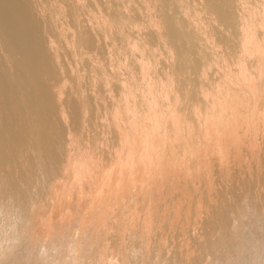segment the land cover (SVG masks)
<instances>
[{"label": "bare ground", "instance_id": "bare-ground-1", "mask_svg": "<svg viewBox=\"0 0 264 264\" xmlns=\"http://www.w3.org/2000/svg\"><path fill=\"white\" fill-rule=\"evenodd\" d=\"M147 27L156 29L157 44L151 45L146 38ZM215 33L225 43L221 50L215 48ZM170 34L187 38L188 50L182 57L172 46ZM160 49L168 50L163 54ZM101 52L106 59L98 56ZM68 53L74 59L66 62L63 54ZM77 56L87 75L79 71ZM163 58L167 65L162 68ZM166 67L171 74L161 76L160 69ZM70 77L74 89L70 87L63 97ZM101 104L115 138L112 146L119 149L114 158L110 153L111 165L93 148L95 140L89 137L91 145L84 144L76 135L86 129L87 119ZM99 174L111 179L106 181ZM119 174H123L122 182L110 198ZM215 175L217 187L212 184ZM130 180H135L132 195L136 190L149 195H134V203L139 199L147 203H141L147 210L145 221L158 219L162 211L163 216L173 212L181 216L180 225L173 224L179 226V233L186 237L191 231L186 238L192 239V254L183 253L180 245L182 252L180 248L167 256L169 249L165 256L159 249L165 244L155 246L157 237L154 242L147 237L164 255H154L157 262L177 258L181 264L186 258L189 264H264V0H0V264H45L48 258L60 264L62 255L69 253L66 250L55 251L44 240L37 250L28 245L31 234L42 227L37 228L44 223L42 218L54 213L53 203L59 197L53 194L63 199L62 188L79 184V190H68L95 200L94 204L86 201L90 206L98 199L107 201L95 216L102 221L122 202V194L131 190ZM152 182L169 188L182 184V190L191 192L188 202L184 199L186 205H181L182 195L187 194H180L184 190L175 186L172 189L181 195H176L178 204L167 212L170 205L160 195L152 206L148 203L155 192ZM163 187L165 196L168 189ZM48 196L57 200L53 198L56 201L50 200L53 203L46 207ZM59 203L71 210L68 203ZM168 203L172 204L171 199ZM82 220L80 228L86 223ZM65 247L73 251L77 245L70 240Z\"/></svg>", "mask_w": 264, "mask_h": 264}, {"label": "rangeland", "instance_id": "rangeland-1", "mask_svg": "<svg viewBox=\"0 0 264 264\" xmlns=\"http://www.w3.org/2000/svg\"><path fill=\"white\" fill-rule=\"evenodd\" d=\"M99 1H102V0H99ZM87 2V1H86ZM96 10H94V12H95ZM217 37V39H215L216 37ZM215 36H213V38H214V40L216 41L215 43V48H218V49H222L224 46H225V43L224 42H219V41H222V40H219L220 38L218 37V34H216L215 33ZM146 38L149 40V42L151 43V45H154V44H157V34H156V29L155 28H152V27H147L146 28ZM170 39H171V41H172V46L174 45L175 46V51H176V53L178 54V56L179 57H182V53H186L187 52V46H188V44H187V38L185 37V36H182V37H179V36H175V35H172V34H170ZM107 41H109V39L107 40ZM220 43V44H219ZM224 43V44H223ZM222 44V45H221ZM217 45H218V47H217ZM224 45V46H223ZM221 46H222V48H221ZM169 49V48H168ZM168 49H160L159 51L160 52H162V51H164V52H162L163 54H165V52H166V50H168ZM97 50H98V48H97ZM97 50H95V51H97ZM100 50H102L101 48H99V50H98V52H100ZM94 50H93V52H95ZM174 51V50H173ZM98 52H95L96 54L98 53ZM103 52V51H102ZM101 52V53H102ZM67 54V53H66ZM66 54H63L64 55V58H65V60H66V62H67V60H71V58L73 57V59H74V56L73 55H71V54H69L68 53V55H66ZM98 54H100V53H98ZM139 54V52L137 51V55ZM163 54H162V56H163ZM71 56V57H70ZM101 59H102V57H104L103 56V53H102V55L100 56V55H98ZM76 59H78L77 61H78V67H79V71L80 70H82V67H81V62H80V57H76ZM104 59H106L105 57H104ZM64 60V61H65ZM104 61H106V60H103V62ZM165 65H167V60L165 59V58H163V60H162V68L163 67H165ZM81 67V68H80ZM159 67H160V65H159ZM161 68V67H160ZM167 68L170 70V72H169V70L167 71ZM83 71V70H82ZM81 71V72H82ZM86 70H84L83 71V73L85 74V75H87L88 73H89V71H86ZM194 72H196V70L194 69L193 70ZM171 74V72H172V69L171 68H169V67H166V68H164V70H162V69H160V72L159 73H161V76H163L164 74ZM163 74V75H162ZM168 74V75H169ZM192 74H193V72H192ZM197 75V74H196ZM193 77H196L195 76V74H193L192 75ZM71 80H72V77H70V81H68V83H65V85H64V93H63V97L65 96H67V93H68V91H69V89H70V87L73 85L72 84V82H71ZM70 82V83H69ZM71 84V85H70ZM72 88V87H71ZM72 89H74V88H72ZM68 90V91H67ZM66 91V92H65ZM87 93V92H86ZM64 99V98H63ZM104 104H106L107 105V101H106V103H104ZM105 105V106H106ZM102 106V107H101ZM100 109L97 111V112H95V113H93V114H90V116H89V118H90V120H89V118L87 119V122H86V129L85 130H83V131H81V132H83V135L81 136V132L78 134H76L77 135V137H79V135H80V139L82 140V138H83V140H82V143H84V144H88V145H91V142L92 141H97L98 139V142L99 141H101V142H103L104 144H102L101 142H96V143H94V142H92L93 144H92V146H93V148H95V151L96 152H98L99 153V155H100V157L102 156V158L104 157V159H103V161L107 164V165H111L112 164V160L113 159H110V156H111V158L113 157H115L114 155L116 154V153H114L115 152V148L117 147L116 145H113L112 146V144H115L114 142H115V138L113 137V133H112V130H109V127H108V120L107 119H104L106 116V113L107 112H105L104 113V111H107V109H106V107H104V105H100V107H99ZM102 113V114H101ZM96 114H97V116H96ZM98 114H99V116H98ZM93 115H94V117H93ZM102 115H104V116H102ZM96 117V118H95ZM93 118H95V119H93ZM103 118V119H102ZM98 119H99V121H98ZM96 121V122H95ZM91 124H90V123ZM101 122V123H100ZM104 122V123H103ZM95 123V124H94ZM97 123V124H96ZM99 124H102V125H99ZM97 125H99V126H97ZM93 126V127H92ZM91 129V131H89L90 129ZM97 128V129H96ZM105 128V129H104ZM87 129H89V130H87ZM96 129V130H95ZM106 129H107V131H106ZM109 130V131H108ZM85 131V132H84ZM88 131V132H87ZM99 131V132H98ZM93 132V133H92ZM104 132V133H103ZM108 132V133H107ZM100 133V134H99ZM112 133V134H111ZM84 134H86V135H84ZM101 135H102V137H101ZM112 135V136H111ZM92 136H93V139H92ZM87 139H89V137L91 138V140L92 141H90V139L89 140H87ZM85 138V139H84ZM95 138H97V139H95ZM106 138V139H105ZM101 139V140H100ZM114 139V141H112ZM103 140V141H102ZM88 141V142H87ZM90 141V142H89ZM105 141V142H104ZM108 141V142H107ZM113 142V143H112ZM90 143V144H89ZM98 143V144H97ZM105 143H106V146H105ZM110 143H111V145H110ZM98 146H97V145ZM100 144V145H99ZM97 147H96V146ZM103 146V148L102 147H100V146ZM108 145V146H107ZM112 148H111V147ZM105 147V148H104ZM115 147V148H114ZM110 148V149H109ZM75 149V148H74ZM99 149H103L104 151H106V152H104L103 154L101 153L102 151H100ZM111 150V151H110ZM118 151H119V149H117ZM116 150V151H117ZM100 151V152H99ZM112 152V153H111ZM101 153V154H100ZM110 153H111V155H110ZM113 153H114V155H113ZM108 154V155H107ZM214 155H216V154H214ZM213 155V157H214V159H215V156ZM217 156V155H216ZM212 157V158H213ZM211 158V159H212ZM111 160V161H110ZM216 161H218V158L217 159H215ZM213 161V159H212V162H216V161ZM107 161V162H106ZM114 162V161H113ZM115 163V162H114ZM118 164V163H117ZM120 167H122L121 165H120ZM213 169H216V166H214L213 167ZM137 171H138V168L136 167L135 168V174H134V178L136 179L137 178V176H138V173H137ZM214 171V170H213ZM99 175H101V176H99L100 178H103L104 176H102V174H99ZM121 174H119V176H118V179H117V183L116 184H114V186H112V190H111V192H109L111 195H110V198L111 197H114V195L115 194H112V193H116V191L118 190V187H119V184L118 183H121L122 182V179H123V174L120 176ZM216 176L217 175H215L214 177H213V183L212 184H214L215 185V183H216ZM110 176H106V177H104L103 179H105L106 181L107 180H110L111 178H109ZM109 178V179H108ZM214 181H215V183H214ZM133 182L135 183V180H130V182H129V184H130V186H129V188H131V190L130 189H127V191H130V192H125V193H130L129 195H127V194H122L123 196H121L120 197V200L122 201L121 203H119V204H121V205H117V207L116 206H114L113 208H112V210L113 211H111V212H109V215L108 214H106V216H104L103 217V219H102V221H101V219L98 221L97 219H96V217L95 216H97L96 214H98L100 211H101V208L102 207H104L105 205H106V203H107V201H103L102 199L100 200V199H98V200H96V206L95 205H92V206H90L88 203L90 202V203H92V202H94L95 203V200H87L85 197H84V195L83 194H78V193H80L79 191H77L76 192V190H75V192L73 193H71L70 191H74V190H70V187L71 186H65L64 188H62V194H64V193H66L64 196H62L63 197V199L61 198V195L59 194V195H54L53 194V196H55V197H59V200H57V198H55V197H47L48 199L47 200H45L44 202H47V203H45L46 204V207L48 206L47 204H49L48 202H55L56 200H57V202L56 203H53V204H55L54 205V208H55V210H54V213L52 212V215H48V216H45V217H43L42 219H43V221L42 222H44L43 224H40V222H39V224H38V229H39V225L40 226H42L41 228H40V230H37V231H35V233L33 232V234H31V243L29 242V249H31L32 250V247L33 246H35V249L37 250V248H39V246H41L40 244H43L44 242V244L46 245V244H48V247H50L51 245L53 246V247H56V249H55V251H57V249H59L60 251L61 250H64V252H65V250H66V253H68V254H66V255H64V256H66L65 258H64V256L62 255V261L60 260V262L62 263V264H170V262H171V264L173 263L172 261L174 260V262L176 261V264H179V262H180V260L179 259H177V258H175V259H167V261H166V258H164V259H162V260H164V261H162L160 258H162L164 255L166 256V252L169 254V252H168V250L170 251V254L169 255H167V256H170V255H172V253H173V250H177V249H179L180 250V248H181V252L183 251L182 249L184 248V251H183V253H191L192 254V252H191V250L193 249V247L191 246V245H189L190 244V242L192 243V239H191V237H188V239L186 238L187 237V234H189L190 235V233H191V231L190 230H187V231H190V233L189 232H186L187 234H186V237H184V235L183 234H181V233H179L180 232V229L178 228L179 226L178 225H180V219H178V218H181V216L179 217H175L174 216V213L172 212L170 215H172V217H174V218H171V216L169 215V214H167V216L166 215H164V216H166L165 218H166V221L164 220V219H162L164 216H163V212L164 211H162L163 209H161L160 211H159V213L161 214V216L158 218L159 219V226H158V219H157V217H156V219L154 218L155 216H153V219H155V220H151V222L149 221V220H146L145 221V218H144V216H145V214H143L144 212L146 213V211L147 210H145L144 209V206L147 204V203H145L146 201H140V199H139V201L138 202H140V203H134V197L137 195V196H140V197H142L143 195H145L146 194V192H144V194H143V190L140 192V193H138L139 191H137L136 190V192H135V194H131V191L133 190L132 189V186H131V184H133ZM201 183H202V181H201ZM165 184V183H164ZM162 185V184H159V186L157 187V185H153V182H152V184L150 185V187H153V189H152V192L153 191H155V192H151L152 193V196L149 198V199H151V200H149L148 201V203L150 204V203H152V206L153 205H155L156 203H157V201L159 200V197L158 196H160V199L162 200V202L163 201H165V198H166V205L167 206H169L170 205V207L168 208V207H166L167 209H166V211L168 212L169 210H171L170 208L171 207H174L175 205H176V203L178 204L179 203V201H177L176 200V198L178 199V196H176V195H179L180 197L179 198H181V195L180 194H187V196L186 195H182V199H181V202H183V200H184V202H188V201H186V200H188L189 199V195H191V192L189 191V190H187V189H181L182 187H181V185L182 184H180V185H178V186H176V187H179L178 188V190L180 191H183V192H178V190L176 191H174L173 189L175 188V186L173 185V187H172V185H171V188H169L168 187V185L167 184H165V185H167V187H165V185ZM76 184H74L72 187H71V189H76L77 187H78V189L77 190H79V184L78 185H76ZM164 186L163 188V190L164 191H166L167 189H168V195H167V193L165 194V196L164 195H162V194H164V192L162 191V186ZM213 185V186H214ZM217 185H218V187H219V183H217ZM155 186V187H154ZM74 187H76V188H74ZM95 187V188H94ZM93 187V189L95 190H97L98 189V187L97 186H94ZM126 187H128V186H126ZM214 187H217L216 185L214 186ZM213 187V188H214ZM65 188H67V190H64ZM161 189V192H160V189ZM173 188V189H172ZM156 189L157 190H159V192L158 191H156ZM173 190V192H175L174 194H173V192H171L172 190ZM177 189V188H176ZM64 190V191H63ZM187 191H189L188 193H187ZM68 192H70V193H68ZM156 192H158V193H156ZM177 192H178V194H177ZM132 193H134V190H133V192ZM142 193V194H141ZM173 195H172V194ZM180 193V194H179ZM190 193V194H189ZM138 194H141V195H138ZM158 194V195H157ZM71 195V196H70ZM77 195V196H76ZM79 195V196H78ZM135 195V196H134ZM148 194H146V196H147ZM155 195V196H154ZM157 195V196H156ZM67 196V197H66ZM73 196V198L74 199H71L70 200V198ZM125 196V197H124ZM132 196H133V198H132ZM166 196H168V197H166ZM169 196H172L171 198L169 197ZM183 196H185V198L183 197ZM84 197V198H83ZM148 197H149V195H148ZM158 197V198H157ZM175 199H174V198ZM186 197H187V199H186ZM56 199L55 201H54V199ZM64 198H69L68 199V201H67V199H64ZM78 198H79V200H78ZM126 198V200H127V198H128V201L129 202H127L126 200H124V199ZM156 198H157V201L155 202V204H154V200H156ZM162 198H164V199H162ZM172 198H173V201H174V203L172 202ZM60 199H61V201H60ZM84 199H86V200H84ZM144 200H147V199H145V198H143ZM142 199V200H143ZM167 199H168V201H170V199H171V203L173 204H169L168 203V201H167ZM49 200V201H48ZM50 200H52V201H50ZM63 200H65V202L63 201ZM86 202V201H89V202H86L88 205H89V208H88V206H86L87 204H84L83 202ZM133 200V201H132ZM160 200V201H161ZM175 200L177 201V202H175ZM109 201H110V199H109ZM59 202H62V204L63 203H65V206H66V204L68 203L70 206H71V210L69 211V210H67V208H64V207H61L60 205H61V203H59ZM70 202V203H69ZM75 202V203H74ZM127 202V203H126ZM142 202H144L145 203V205L142 203ZM180 202V203H181ZM183 202V203H184ZM94 203H92V204H94ZM101 205H100V204ZM103 203L105 204L104 206H103ZM133 203V204H132ZM144 205H142V204ZM168 203V204H167ZM181 204L183 207H184V205H186V203H184V204ZM81 204H83L82 206L83 207H81ZM122 204H123V207H122ZM139 205L138 207H140V208H138V207H136L135 205ZM59 205V206H58ZM64 205V204H63ZM73 205H74V207H73ZM99 205V206H98ZM127 205V206H126ZM134 205V206H133ZM142 205V206H141ZM60 207V208H58V207ZM80 207V209H79V207ZM101 206V207H100ZM125 206V207H124ZM157 206V205H156ZM91 207H93L92 209H91ZM116 207V208H115ZM122 207V208H121ZM87 210H86V209ZM99 208V209H98ZM136 208L139 210V211H137L136 210ZM159 208H161V207H159ZM58 209H61V210H59L58 211ZM82 209H83V211H82ZM90 209V210H89ZM94 209V210H93ZM97 209H98V211H97ZM124 209V210H123ZM142 211H141V210ZM116 210V211H115ZM119 210V211H118ZM122 210V211H121ZM156 210V209H155ZM62 211H64V212H62ZM66 211V212H65ZM72 211V212H71ZM75 211V212H74ZM89 211V212H88ZM93 211H95L94 213H95V215H94V213H93ZM141 211V212H140ZM157 211V210H156ZM73 212H74V214H73ZM82 212V213H81ZM138 212H139V214H138ZM65 213V214H64ZM84 213H86V214H84ZM92 214V215H89V214ZM140 213H142V217L144 218L143 220L145 221V222H147V223H145L143 220H141L142 218H139L140 216H141V214ZM60 216H59V215ZM80 214V215H79ZM164 214H165V212H164ZM253 214H255V213H253ZM63 215V216H62ZM80 217H79V216ZM120 215V216H119ZM139 215V216H138ZM178 215V214H177ZM58 216V217H57ZM73 216H74V218H73ZM87 216V217H86ZM113 216V217H112ZM125 216V217H124ZM163 216V217H162ZM170 216V217H169ZM77 217V218H76ZM82 217H85V218H82ZM95 217V218H94ZM115 217V218H114ZM121 217V218H120ZM168 217V218H167ZM62 220H61V219ZM91 218V219H90ZM93 218V219H92ZM98 218V217H97ZM118 218V219H117ZM124 218V219H123ZM161 218V219H160ZM169 218H171L172 219V222H170V219ZM177 218V220L178 221H175L174 222V219H176ZM78 219V220H77ZM82 219H84L85 221H86V223H84V226L82 225V227L80 228V221L82 220ZM95 219V220H94ZM108 219V220H107ZM120 219H122V221H120ZM126 219V220H125ZM131 219V220H130ZM169 219V220H168ZM199 219H200V217H199ZM199 219H196V221H197V224L199 225ZM66 220V221H65ZM94 220V221H93ZM112 220H114V221H112ZM123 220H125V221H123ZM137 220H138V222H137ZM161 220H162V223H161ZM167 220H168V223H167ZM199 220V221H198ZM50 221V222H49ZM54 221V222H53ZM58 221H59V224H57L58 223ZM61 221V222H60ZM70 221H71V223H70ZM83 221V220H82ZM81 221V222H82ZM120 223H119V222ZM165 221V222H164ZM65 222V223H64ZM77 222V223H76ZM104 222V223H103ZM117 222V223H116ZM123 222H125V226H126V222L128 223L127 224V227H124V223ZM131 222V223H130ZM140 222V224L138 225V223ZM142 222H143V224H148V223H150V224H152V225H154L155 224V227L157 226V228H154L153 226H152V228H150V226L149 225H147L146 227H144L145 225H142ZM163 222H164V224H163ZM170 222V223H169ZM178 223V225H173V224H177ZM67 223V224H66ZM123 223V224H122ZM154 223V224H153ZM172 224V225H168L167 226V224ZM45 224V225H44ZM62 224H63V226H62ZM90 224V225H89ZM116 225V226H114V225ZM118 224V225H117ZM157 224V225H156ZM164 225V226H162V225ZM194 225V223L191 221V226L190 227H192L193 225ZM197 224H195V226H198ZM57 225H58V227H57ZM75 225H77V227L75 226ZM86 225H87V227H86ZM93 225V229L92 228H90L91 226ZM110 225V226H109ZM120 225V226H119ZM123 225V226H122ZM141 225V230H143V231H141L140 230V228H139V226ZM45 226V227H44ZM68 226V227H67ZM113 227V229H114V231H113V229H111L112 227ZM149 226V227H148ZM166 226H167V229H168V227L170 228H173L172 230L171 229H165L166 228ZM65 227V228H64ZM67 227V228H66ZM71 227H73V228H71ZM76 227V229L74 230L75 231V233H73L74 231L73 230H70L69 228H71V229H74ZM96 227H97V229H100L99 231H97V232H95L96 230ZM99 227V228H98ZM101 227V228H100ZM108 227V228H107ZM124 227V229H123V232H121L122 231V228ZM139 229H138V228ZM148 227V229L150 228L151 229V231H149L148 233L145 231L146 229L145 228H147ZM165 227V228H164ZM177 227V228H176ZM120 228H121V231H120ZM154 228V229H153ZM176 229V231H175V229ZM55 229H57V230H55ZM62 229V230H61ZM69 229V230H68ZM89 229V230H88ZM113 231H111V230ZM140 230V231H138V230ZM145 229V230H144ZM43 230V231H42ZM53 230H55V231H53ZM77 230V231H76ZM105 230V231H104ZM108 230H110V231H108ZM158 232V234H157V232ZM166 230V231H165ZM177 230H179L178 232H177ZM66 231H68L67 233H71L72 232V234H67L66 233ZM79 231V232H78ZM85 231H87V232H85ZM103 231L105 232V233H103ZM108 231V232H107ZM117 231H118V233H117ZM124 231H125V235H124ZM126 231H127V233L130 231V233H128L129 234V238H130V240L128 239V234L126 233ZM145 231V232H144ZM164 231V232H163ZM172 231V232H171ZM174 231V232H173ZM63 232V233H62ZM77 232V233H76ZM85 232V233H84ZM102 232V233H101ZM113 235V236H111L110 235V233ZM137 232H144L147 236H145L143 233H141L142 235H143V237H142V235H139V233H137ZM153 232V233H152ZM166 232H168V234L166 233ZM169 232L171 233V234H169ZM51 233V234H50ZM57 233V234H56ZM66 233V234H65ZM87 233V234H86ZM91 233V234H90ZM113 233H115L116 235L114 236V234ZM150 233H152V234H150ZM53 234H54V236H53ZM61 234V235H60ZM63 234V235H62ZM77 234V235H76ZM78 234H80V237L78 236ZM83 234V235H82ZM92 234H93V236H92ZM95 234V235H94ZM105 234H107L106 236H105ZM137 234H138V236H139V238L140 237H142L141 239L143 240V242H144V244H142V241H141V239L139 240H137V238H138V236H137ZM172 234H173V236H172ZM181 234V235H180ZM67 235V236H66ZM76 235V236H75ZM120 235V236H119ZM149 235H152L151 237H149ZM167 235H168V237H167ZM178 235H180L179 237H178ZM37 236V237H36ZM40 236V237H39ZM69 236H70V238H69ZM101 236V237H100ZM108 236V237H107ZM109 236H111V237H109ZM118 236V237H117ZM160 236V237H159ZM162 236H164V237H162ZM169 236H170V238H169ZM184 238H183V237ZM192 236H193V234H192ZM47 237V238H46ZM50 239H49V238ZM56 237V238H55ZM79 237V238H78ZM91 237V238H90ZM94 237V238H93ZM105 237L107 238V240L105 239ZM136 237V238H135ZM147 237L148 238H151L150 240L152 241V242H154V238L153 237H157V240H155V242H154V244H155V246H156V244L157 243H159V244H165L167 247H169V248H166L165 249V245H162V247L163 246H165V247H160L159 249L161 250V252L163 253V250L165 251L163 254V256H161L162 255V253H160V250L159 249H157L158 248V246L157 247H154V244L151 242V241H148L149 239H147ZM175 237V238H174ZM28 238V239H29ZM40 238V239H39ZM43 238H45V239H43ZM62 238V239H61ZM64 238V239H63ZM69 238V239H68ZM75 238H77V241H76V239ZM119 238H121V240L119 239ZM133 238H135L134 240H133ZM153 238V239H152ZM161 240H160V239ZM163 238H166V239H163ZM172 238V239H171ZM173 238L174 239H176V240H173ZM179 238V239H178ZM180 238H183L184 240H185V238L187 239V240H185V243H188V247L190 248V249H187V246H186V244L184 243V240L182 241V239L180 240ZM73 239V240H72ZM128 239V240H127ZM133 241H132V240ZM144 239H145V241H144ZM163 239V240H162ZM255 239H257V238H255ZM254 239V240H255ZM34 240H35V245H34V243L32 244V242H34ZM43 240H44V242H43ZM63 240V241H62ZM66 240H68V243L66 242ZM70 240L71 241H73V242H75L76 243V245H77V247L75 248V249H73V251H67V248L65 247V246H67V245H69L70 244ZM90 240H91V242H90ZM136 240L138 241V242H136ZM147 240V241H146ZM172 242H171V241ZM178 240V242H175V241H177ZM191 240V241H190ZM41 241V242H40ZM93 241V242H92ZM106 241H108V242H106ZM121 241V242H120ZM130 241V242H129ZM162 243H161V242ZM165 241V242H164ZM168 241V242H167ZM181 241V242H180ZM257 240H255V242H256ZM38 242H39V245H38ZM43 242V243H42ZM52 242V243H51ZM65 242V243H64ZM113 242L115 243V244H113ZM133 242H135L134 244H133ZM149 242H151L150 244H148ZM173 242H174V244H173ZM183 242V243H182ZM54 243V244H53ZM58 243V244H57ZM61 243V244H60ZM66 243H67V245H66ZM132 243V245H129V244H131ZM166 243H169V244H166ZM178 243H179V245H178ZM180 243H182V244H180ZM51 244V245H50ZM110 244V245H109ZM158 244V245H159ZM171 244V245H170ZM31 245H32V247H31ZM38 245V246H37ZM55 245V246H54ZM59 245V246H58ZM63 245H65V246H63ZM115 245V246H114ZM117 245H119V246H117ZM144 245H146V246H144ZM149 247H148V246ZM153 245V246H152ZM170 245V246H169ZM176 245V246H175ZM183 247H181V246ZM47 246V245H46ZM51 246V247H52ZM131 246V247H130ZM144 247V249H143V247ZM152 246V248H151V250H150V247ZM160 246V245H159ZM174 246V247H173ZM191 246V247H190ZM37 247V248H36ZM146 247H148L149 248V250H150V253H152V254H149V251L147 250L148 248H146ZM177 247H179V248H177ZM65 248V249H64ZM156 249V251H154L155 249ZM171 248H173V249H171ZM175 248V249H174ZM185 248L188 250V252H186L187 250H185ZM111 249V250H110ZM113 249H114V251H113ZM141 249L142 250H146V251H141ZM152 249H153V251L155 252H152ZM58 250V251H59ZM59 251V252H60ZM190 251V252H189ZM112 252V253H111ZM143 252V254H141ZM146 252H148V254H149V256H147V254H146ZM159 252V253H158ZM157 253L158 254H160L159 256H160V258H159V261L157 262L156 260V258H157ZM114 254V255H113ZM146 254V255H145ZM195 254V253H194ZM70 257H69V256ZM141 255H144L143 257L141 256ZM152 255V256H151ZM154 255H156L155 257H154ZM141 256V257H140ZM158 256V257H159ZM261 256H263V258H264V255L262 254ZM133 257H134V259H133ZM149 257V258H148ZM153 257V258H152ZM53 258H54V256H53ZM142 258V259H141ZM65 259V260H64ZM155 259V260H154ZM44 260V259H43ZM154 260V261H153ZM172 260V261H171ZM190 261H191V259H189ZM263 260V259H262ZM58 261V260H57ZM64 261V262H63ZM65 261H66V263H65ZM178 261V262H177ZM10 262V261H9ZM185 262V263H184ZM13 263V261L11 262V264ZM60 263V264H61ZM190 262L188 261V260H186V258L184 259V260H181V264H189ZM45 264H54V262L51 260V259H47V260H45ZM173 264H175V263H173Z\"/></svg>", "mask_w": 264, "mask_h": 264}]
</instances>
